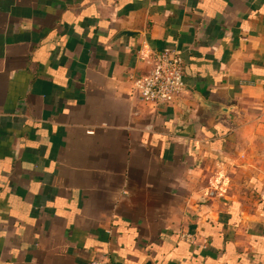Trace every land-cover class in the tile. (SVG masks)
Instances as JSON below:
<instances>
[{"label":"crops","instance_id":"0c3cea01","mask_svg":"<svg viewBox=\"0 0 264 264\" xmlns=\"http://www.w3.org/2000/svg\"><path fill=\"white\" fill-rule=\"evenodd\" d=\"M106 256L264 264V0H0V264Z\"/></svg>","mask_w":264,"mask_h":264},{"label":"built area","instance_id":"2783aa9c","mask_svg":"<svg viewBox=\"0 0 264 264\" xmlns=\"http://www.w3.org/2000/svg\"><path fill=\"white\" fill-rule=\"evenodd\" d=\"M183 60L174 49L167 48L155 55L150 70L134 78L132 93L145 102L171 103L185 90ZM88 264H115L110 258L91 260Z\"/></svg>","mask_w":264,"mask_h":264},{"label":"water","instance_id":"95a60500","mask_svg":"<svg viewBox=\"0 0 264 264\" xmlns=\"http://www.w3.org/2000/svg\"><path fill=\"white\" fill-rule=\"evenodd\" d=\"M127 32V31H126ZM209 108H213V105L211 103L206 104ZM223 109V108H222ZM147 264H152L151 262H148Z\"/></svg>","mask_w":264,"mask_h":264}]
</instances>
